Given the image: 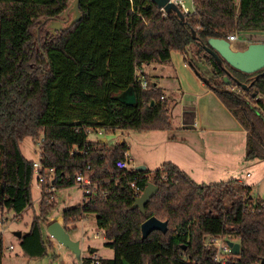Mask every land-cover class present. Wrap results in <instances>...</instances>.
Here are the masks:
<instances>
[{"label":"trees","instance_id":"trees-1","mask_svg":"<svg viewBox=\"0 0 264 264\" xmlns=\"http://www.w3.org/2000/svg\"><path fill=\"white\" fill-rule=\"evenodd\" d=\"M68 1L0 0V212L20 217L32 206L33 161L22 156L19 146L29 137L34 144L41 141V165L54 172L43 189L74 187L78 174L95 185L87 201L63 210L59 218L67 232L68 226L95 216L104 246L113 252L111 261L100 264H220L215 249L204 246L207 237L220 236L239 244V254H230L226 264H260L264 201H253L250 187L243 185L237 197L235 181L197 185L172 163L155 171H118L114 162L128 150L126 144L105 148L88 135L169 131V100L145 74L141 79L147 88L142 89L135 73L169 65L172 52L182 55L194 47L211 66L207 86L246 133L244 160L264 161V76L247 92L233 81L227 86L225 72L203 49L209 38L264 33V0H194L196 15L185 25L151 0H80L77 23L55 35L41 25L36 36L39 20L58 18ZM247 42L259 43L256 37ZM224 67L243 84L256 75ZM129 87L137 100L134 107L113 99ZM133 182L142 192L146 183L158 188L144 214L133 208ZM48 197L42 194L39 216L19 238L25 258H40L52 248L46 247L41 230L56 204L46 203ZM150 217L167 222V231L142 239L140 226ZM3 256L0 234V264Z\"/></svg>","mask_w":264,"mask_h":264},{"label":"crops","instance_id":"crops-1","mask_svg":"<svg viewBox=\"0 0 264 264\" xmlns=\"http://www.w3.org/2000/svg\"><path fill=\"white\" fill-rule=\"evenodd\" d=\"M249 37H256L259 42H264L262 33L258 37L254 35ZM247 39V36L244 37L243 45L235 44L236 41L230 43L231 48L233 50L245 48L249 44ZM183 56L186 57V55ZM183 61V67L188 68L185 63L186 58L183 57ZM141 72L151 77V80L163 90L169 102L176 103V110L174 109V119H169L170 130L155 131L154 135L157 134V136L149 137V140L154 144H160L161 147L155 153L146 152V149L145 153H141V150L135 148L133 160L137 162V165L134 166H144L146 170L155 171L164 163H172L197 185L207 186L235 181L248 186L243 178L234 179L238 175H243L245 169L249 167L258 169L261 165L264 166V163L244 160L245 131L211 89L204 84L200 73L191 76L188 72L190 84L186 88L181 73L169 65H151ZM165 79L173 81L171 85L169 84L170 87L166 88L171 89L170 97L174 101L167 97L165 88L160 86ZM175 89L180 90L179 97ZM190 120L192 129H184L183 123ZM99 142L105 144V140L100 139ZM121 143L126 144L128 150L125 154L131 158L128 144L120 140L118 144ZM262 174L264 176V170ZM247 175L248 173L245 177H249ZM248 187L252 188L253 185ZM250 198H252L251 195Z\"/></svg>","mask_w":264,"mask_h":264},{"label":"rangeland","instance_id":"rangeland-1","mask_svg":"<svg viewBox=\"0 0 264 264\" xmlns=\"http://www.w3.org/2000/svg\"><path fill=\"white\" fill-rule=\"evenodd\" d=\"M186 5L190 7L189 0H186ZM40 26L41 25L37 26L34 30L36 36H37V31L40 29ZM44 30L46 31L45 28ZM237 35H238V40L236 41L235 44L243 45L242 41H244V37L247 36L248 38H250L249 37L250 35H254L258 37L260 33L244 32V33H239ZM195 50L196 48L190 47L185 54L181 55L180 53L177 52H172L171 54V59H170L171 61L169 66H171L173 69L181 73L182 81L184 82L186 88L190 84L189 82L190 75L188 74V72L191 74V76H195V74L200 73L199 74L200 78H204V79L207 78L206 80H209L212 75L211 66L207 65L205 61L200 58L202 53L200 52L199 54H196ZM183 55H186V57ZM183 57L186 58L185 63H187L188 68L183 67V63H184ZM175 74H177V72H175ZM171 83H173L172 79H165L163 80V84H161L160 86L165 88L164 90L167 93V97L170 100H173V98L170 97L171 89L166 88V87H170L169 84L171 85ZM175 93L177 95L180 94V90L175 89ZM174 109L176 110V103L170 101L169 119L172 120L174 119V111H175ZM154 132L155 131H151V132L102 131V134L98 135L96 132L92 131L88 135V140L91 142H97L100 139L105 140V148H109L111 146L118 144L120 140L126 142L130 148L132 163L133 165L136 166L137 162L133 160V153L136 150L135 148L141 150V153H145V149L146 152L155 153L157 149L161 147L160 144L158 143L154 144L153 141L149 140V137L157 136V134L154 135L155 134ZM19 146L23 157L33 162L39 160L38 146L34 144L29 137L24 138L20 142ZM262 170H264V166L262 165L258 169L254 167H249L244 170L243 175L240 176L238 175L234 180L243 178L245 184H248V186L253 185L250 194L252 196V199L256 200L257 198H259L264 201V176L262 174ZM247 173L249 177H245ZM241 187H243V183L235 182V186H233V191H234L233 193L237 197L240 195ZM39 193H40L39 190L35 186V179H34L31 184L32 206L30 208L26 209L21 214L20 217L15 216L11 212H6V211L5 212L3 211L2 213L0 212V214L2 215L0 216V220L1 219L5 220V222L0 226V234L2 235L3 246H4V256L2 259V264H90L88 261L92 255H96L105 262L112 260L113 252L104 246L105 239L103 236V231L97 227L96 218L94 215H88L87 217L80 220L75 225L67 227V233L70 239L72 241L79 242L80 244V251L82 252L80 254V259H76V257L69 250L60 246L55 240L48 237L47 226L54 221H58L62 225V220L61 219L57 220L61 212L65 209L74 207L82 203V193L75 186L58 190L55 193H53V198H54L53 200H55L56 203L55 208L50 213L48 217V221L44 222V224L41 226L42 236L45 241V245L47 247L51 244L52 248L50 249L49 247H47L46 254L37 259H28L23 257L21 253L22 251L19 246V238L16 236V234L26 233L29 229L31 220L34 217L39 216V201H40ZM52 201L48 202V204H50ZM95 236H98V238H95ZM10 246L12 247L11 249Z\"/></svg>","mask_w":264,"mask_h":264},{"label":"water","instance_id":"water-1","mask_svg":"<svg viewBox=\"0 0 264 264\" xmlns=\"http://www.w3.org/2000/svg\"><path fill=\"white\" fill-rule=\"evenodd\" d=\"M157 8L164 13V15H174L181 25H185L186 18L183 16L178 7L173 3V0H151ZM80 0H69L68 7L60 14L59 19L47 20L40 19L39 24L45 25L46 29H51V34L55 35L70 26L74 25L81 19V13L79 11ZM192 39L198 40L196 32L190 31ZM204 51L210 55L216 62V64L225 72L223 78L224 84L229 85L231 81L240 88L242 91H249L253 82L260 77L264 76V42L250 43L241 50H233L230 42L224 39L209 38L206 44L203 45ZM226 64L231 69L246 75H254L253 80L249 84H243L232 78L231 74L224 67ZM262 71V72H261ZM205 85H208V80L201 78ZM256 93H252V97H255ZM113 99L122 105L134 107L137 105V100L132 87L118 92L113 96ZM184 129H192L191 120L184 122ZM102 143V142H101ZM146 168L144 166L136 167V171L143 172ZM158 188L151 183H146L145 188L141 195L135 199L133 208L138 209L141 214H144L145 205L151 200L157 193ZM141 237L145 239L151 232L159 231L163 234L167 231V222H162L155 217H150L145 220L141 226ZM48 237L55 240L60 246L69 250L76 259H80V244L79 242L72 241L65 231L61 223L54 221L47 226ZM16 236L20 238L21 233H17ZM230 248V253L234 256L239 254V244L234 242L227 243ZM126 264V263H124ZM260 264H264V259Z\"/></svg>","mask_w":264,"mask_h":264},{"label":"built area","instance_id":"built-area-1","mask_svg":"<svg viewBox=\"0 0 264 264\" xmlns=\"http://www.w3.org/2000/svg\"><path fill=\"white\" fill-rule=\"evenodd\" d=\"M173 3L178 7V9L181 11L183 16L186 19H190L196 15V11L194 8V0H189L190 7L186 5V0H173ZM238 40L237 35H231L228 36L227 41L232 43ZM141 70L136 71L135 77L137 81L139 82L142 89L147 88V83L141 79ZM153 82V81H152ZM98 135L102 134V131H97ZM41 141H39L36 145L40 146ZM114 166L118 171L122 172H135L136 167L133 165L131 158L127 154H123V157L116 160L114 162ZM33 168V175L35 179V186L39 190L40 198L42 197V194L48 195L49 197L45 199V202L52 201L53 193H55V189L52 185H48L46 188L43 189V185L45 183L50 184L54 179V172L52 169H45L41 165L40 160L32 163ZM249 176V175H247ZM75 187H77L81 193H82V202L87 201L88 197L91 194L92 188H95V185L92 184L91 179L88 176H84L82 174H78L75 177ZM130 187L134 191V195L136 198H138L142 191L135 185V183H131ZM5 222L4 219L0 220V226ZM95 238H98V236H95ZM229 240L226 238L220 236V237H207L205 239L204 246L207 248H213L216 251L215 256V262L220 264H226L230 253V248L228 246ZM12 247L10 246V249ZM90 264H100L101 258L97 257L96 255H92L91 258L88 261Z\"/></svg>","mask_w":264,"mask_h":264},{"label":"flooded vegetation","instance_id":"flooded-vegetation-1","mask_svg":"<svg viewBox=\"0 0 264 264\" xmlns=\"http://www.w3.org/2000/svg\"><path fill=\"white\" fill-rule=\"evenodd\" d=\"M60 18V17H59ZM59 18H55V19H59ZM44 28H45V25H44ZM46 29V28H45ZM46 32L48 33V34H51L52 32H51V29H46Z\"/></svg>","mask_w":264,"mask_h":264}]
</instances>
